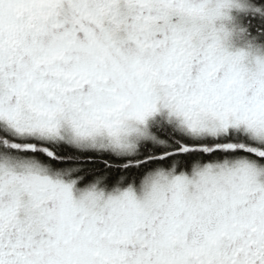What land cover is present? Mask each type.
<instances>
[{"label": "snow or ice", "instance_id": "snow-or-ice-1", "mask_svg": "<svg viewBox=\"0 0 264 264\" xmlns=\"http://www.w3.org/2000/svg\"><path fill=\"white\" fill-rule=\"evenodd\" d=\"M0 264H264V0H0Z\"/></svg>", "mask_w": 264, "mask_h": 264}]
</instances>
